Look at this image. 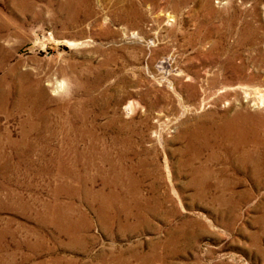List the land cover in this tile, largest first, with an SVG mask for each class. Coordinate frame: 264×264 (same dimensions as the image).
I'll use <instances>...</instances> for the list:
<instances>
[{"label": "rangeland", "instance_id": "obj_1", "mask_svg": "<svg viewBox=\"0 0 264 264\" xmlns=\"http://www.w3.org/2000/svg\"><path fill=\"white\" fill-rule=\"evenodd\" d=\"M263 132L264 0H0V264H264Z\"/></svg>", "mask_w": 264, "mask_h": 264}, {"label": "bare ground", "instance_id": "obj_2", "mask_svg": "<svg viewBox=\"0 0 264 264\" xmlns=\"http://www.w3.org/2000/svg\"><path fill=\"white\" fill-rule=\"evenodd\" d=\"M69 4H70V3H69ZM233 118L235 119V117H233ZM233 118H232V119H233ZM234 119H233V120H234ZM246 120H247V119H246ZM230 122H231V121H230ZM238 122H239V121H238ZM243 122H244V121H243ZM247 123H248V122H247ZM228 124H229V123H228ZM230 125H231V123H230ZM240 125H241V124H240ZM238 127H239V126H238ZM254 127H255V126H254ZM227 128H228V127H227ZM230 129H231V128H230ZM240 129H241V128H240ZM245 130H246V129H245ZM245 130H244V131H245ZM251 130H252V129H251ZM224 131H225V130H224ZM229 131H230V130H229ZM234 131H235V130H234ZM256 131H258V130H256ZM259 131H261V130H259ZM231 132H232V131H231ZM247 133H248V132H247ZM258 133H259V132H258ZM263 133H264V132H263ZM238 134H239V133H238ZM232 135H234V134L232 133ZM244 135H245V134H244ZM226 136H227V135H226ZM239 136H240V135H239ZM243 139H244V138H243ZM245 139H246V138H245ZM254 139H255V138H254ZM260 139H261V138H260ZM240 140H241V139H240ZM247 141H248V140H247ZM238 142H239V141H238ZM219 143H220V142H219ZM263 143H264V142H263ZM229 144H231V143H229ZM229 144H228V145H229ZM252 144H254V143H252ZM225 145H226V144H225ZM228 145H227V146H228ZM244 145H245V144H244ZM92 146H93V145H92ZM248 146H249V145H248ZM256 146H257V145H256ZM260 146H261V144H260ZM93 147H94V146H93ZM222 148H223V147H222ZM261 148H262V147H261ZM233 149H234V148H233ZM233 149H232V151H233ZM253 149H254V148H253ZM86 150H87V149H86ZM249 150H251V149H249ZM249 150H248V151H249ZM90 151H91V150H90ZM224 151H226V150H224ZM232 151H230V153H231ZM254 151H255V150H254ZM254 151H253V152H254ZM259 151H260V150H259ZM263 151H264V150H263ZM234 152H235V151H234ZM242 152H243V151H242ZM244 152L246 153V150H245ZM223 153H224V152H223ZM245 153H244V154H245ZM256 153H257V151H256ZM256 153H255V154H256ZM260 153H261V151H260ZM225 154H226V153H225ZM240 155H241V153H240ZM259 155H260V154H259ZM193 158H194V157H193ZM220 158H221V157H220ZM255 158H256V157H255ZM191 159H192V158H191ZM247 159H248V158H247ZM253 159H254V158H253ZM262 159H263V158H262ZM196 160H197V159H196ZM212 160H213V159H212ZM218 160H219V159H218ZM224 160H225V159H224ZM245 160H246V159H245ZM250 160L252 161V159H250ZM258 160H259V159H258ZM243 161H244V160H243ZM255 161H256V159H255ZM241 162H242V161H241ZM258 164H259V163H258ZM260 164H261V163H260ZM199 165H200V164H199ZM201 165H202V164H201ZM255 165H256V164H255ZM255 165H254V166H255ZM202 166H203V165H202ZM262 166H263V165H262ZM204 167H205V166H204ZM201 168H202V167H201ZM257 168H258V167H257ZM255 169H256V168H255ZM256 170H257V169H256ZM98 171H99V169H98ZM115 171H116V170H115ZM112 172H113V171H112ZM112 172H111V173H112ZM118 172H119V171H118ZM255 173H256V172H255ZM116 174H117V173H116ZM259 174H260V173H259ZM263 175H264V174H263ZM113 176H114V175H113ZM87 177H88V176H87ZM256 177H257V176H256ZM61 178H62V177H61ZM115 178H116V177H115ZM119 178H120V177H119ZM90 179H91V178H90ZM117 179H118V178H117ZM87 180H88V179H87ZM105 180H106V179H105ZM111 180H112V179H111ZM118 180H119V179H118ZM118 180H117V181H118ZM77 181H78V180H77ZM106 181H107V180H106ZM113 181H114V179H113ZM120 182H121V181H120ZM203 182H204V181H203ZM90 183H91V182H90ZM226 183H227V182H226ZM259 183H260V182H259ZM113 185H114V184H113ZM215 185H216V184H215ZM200 186H201V185H200ZM91 187H92V185H91ZM192 187H193V186H192ZM86 189H87V188H86ZM55 191H56V190H55ZM86 191H87V190H86ZM89 191H90V190H89ZM90 192H91V191H90ZM84 193H86V192H84ZM216 194H217V193H216ZM86 195H88V193H87ZM95 195H96V194H95ZM115 196H116V195H115ZM221 196H222V195H221ZM10 197H11V196H10ZM12 197H13V195H12ZM91 197H92V195H91ZM93 197H95V196H93ZM104 197H105V196H104ZM114 198H116V197H114ZM94 200H95V199H94ZM120 201H121V200H120ZM55 203H56V202H55ZM19 204H20V203H19ZM60 204H61V202H60ZM238 204H239V203H238ZM49 205H50V204H49ZM52 205H54V204H52ZM56 205H57V204H56ZM64 205H65V204H64ZM103 205H104V204H103ZM105 205H106V203H105ZM107 205H108V203H107ZM26 206H27V205H26ZM59 206H60V205H59ZM50 207H51V206H50ZM100 207H101V206H100ZM102 207H103V206H102ZM47 208L49 209V207H47ZM51 209H53V208H51ZM57 209H58V208H57ZM65 209H66V208H65ZM103 209H104V208H103ZM103 209H102V210H103ZM46 210H47V209H46ZM46 210H45V211H46ZM61 210H62V209H61ZM54 211H55V210H54ZM62 211H63V210H62ZM106 211H108V210H106ZM46 212H47V211H46ZM51 212H52V211H50L49 213H51ZM64 212H65V211H64ZM42 214H43V213H42ZM42 214H40V215L42 216ZM44 214H45V213H44ZM66 214H68V212H67ZM61 215H63V214H61ZM64 216H65V215H64ZM42 217H43V216H42ZM53 217H54V216H53ZM44 218H45V217H44ZM61 218H62V217H61ZM42 219H43V218H42ZM51 219H52V218H51ZM59 219H60V218L57 217V221H59ZM63 219H64V218H63ZM65 219H66V218H65ZM65 219H64V220H65ZM101 219H102V218H101ZM37 220H38V219H37ZM54 220H55V219H54ZM43 221H44V220H43ZM55 222H56V220H55ZM60 222H61V220H60ZM64 222H65V221H64ZM69 223H70V222H69ZM75 223H76V222H75ZM64 224H65V223H64ZM73 224H74V223H73ZM44 225H45V224H44ZM79 225H80V224H78V226H79ZM76 227H77V226H75V228H76ZM55 228H56V226H55ZM58 228H59V227H58ZM58 228H57V229H58ZM60 228H61V227H60ZM79 228H80V227H79ZM57 231H58V230H57ZM263 231H264V230H263ZM4 232H5V231H4ZM61 232H62V231H61ZM67 232H68V231H67ZM2 233H3V231H2ZM73 233H74V232H73ZM0 234H1V233H0ZM5 234H6V233H5ZM66 234H67V233H66ZM1 235H2V234H1ZM149 259H150V258H149Z\"/></svg>", "mask_w": 264, "mask_h": 264}]
</instances>
